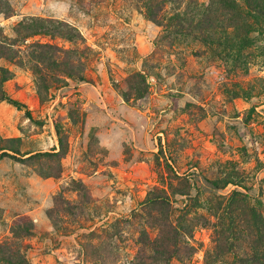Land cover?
I'll use <instances>...</instances> for the list:
<instances>
[{"label":"rangeland","instance_id":"obj_1","mask_svg":"<svg viewBox=\"0 0 264 264\" xmlns=\"http://www.w3.org/2000/svg\"><path fill=\"white\" fill-rule=\"evenodd\" d=\"M0 68V264H264V0H0Z\"/></svg>","mask_w":264,"mask_h":264},{"label":"trees","instance_id":"obj_2","mask_svg":"<svg viewBox=\"0 0 264 264\" xmlns=\"http://www.w3.org/2000/svg\"><path fill=\"white\" fill-rule=\"evenodd\" d=\"M22 27H24L26 30H28L29 31V33L28 34H32V33H34V32H42V30H43V32H48L49 34H51V33H53L54 32V30H56V29H54V30H45L46 28H45V26H44V24H43V22L42 21H40L39 19H35V18H30V19H28V20H25V21H23V22H21V24H20ZM58 31V30H57ZM42 32V33H43ZM68 36H70V37H73L74 35L73 34H70V35H68ZM43 60V59H42ZM55 64H57L56 63V61H53ZM40 70H36V72H39ZM0 72H1V78H0V83H2L3 81H5V80H7L9 77H10V75H11V73L8 71V70H6V69H4V68H0ZM67 75L68 76H71V74L70 73H67ZM2 100H4V101H6L7 103H9V104H11L12 106H14V107H24V105L22 104V103H20L19 101H17V100H15V99H12L11 97H9L7 94H5L4 93V91L0 88V101H2ZM27 116H30V113H29V111L27 110L26 111V113H25ZM4 154H6V153H1L0 154V157H2V156H4ZM155 201V200H161V202H167V200H166V198H163V197H154V198H150V201ZM254 218H256V215L255 214H253V219ZM256 221V220H255ZM257 222V221H256ZM255 222V223H256ZM260 227H259V225H258V229H259ZM21 263L22 264H27L26 263V261H21Z\"/></svg>","mask_w":264,"mask_h":264},{"label":"water","instance_id":"obj_3","mask_svg":"<svg viewBox=\"0 0 264 264\" xmlns=\"http://www.w3.org/2000/svg\"><path fill=\"white\" fill-rule=\"evenodd\" d=\"M25 109V107H23Z\"/></svg>","mask_w":264,"mask_h":264}]
</instances>
